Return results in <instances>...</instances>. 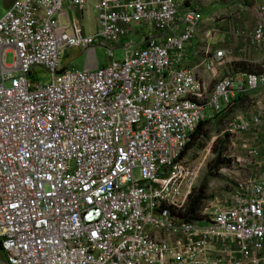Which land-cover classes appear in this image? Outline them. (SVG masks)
<instances>
[{"label": "built area", "instance_id": "built-area-1", "mask_svg": "<svg viewBox=\"0 0 264 264\" xmlns=\"http://www.w3.org/2000/svg\"><path fill=\"white\" fill-rule=\"evenodd\" d=\"M210 1L13 2L0 21V264H264V3L205 16ZM139 26L150 35L122 45ZM73 49L85 69L64 67ZM38 68L52 82H32ZM230 109L250 175L188 222L201 165L182 153L208 111Z\"/></svg>", "mask_w": 264, "mask_h": 264}, {"label": "rangeland", "instance_id": "rangeland-1", "mask_svg": "<svg viewBox=\"0 0 264 264\" xmlns=\"http://www.w3.org/2000/svg\"><path fill=\"white\" fill-rule=\"evenodd\" d=\"M242 1L251 2V0H224L222 2L212 0L205 9V16H211L214 13L223 17L228 16L233 12L234 9L238 7L239 3ZM256 1L264 3V0ZM13 2L14 0H0V21L5 17ZM87 22L93 27L96 25V16L94 13L87 18ZM138 31L141 35L138 33H133L130 36L124 38L121 44L126 45L132 41L136 44H140L143 40L142 35H150L148 28L145 26H139ZM97 45H99V43ZM196 46L197 43L192 45V47H189L188 52H194L196 50ZM97 50L99 64L102 67L108 65L110 58L107 49L105 47H98ZM126 53L127 50L125 49H117L115 51L114 57L117 60H124L126 58ZM87 60L88 55L85 53L83 56L75 59V62L72 64L63 63V65L64 67L68 68V70H82L87 63ZM193 62H198L194 56L186 61V63L190 65H192ZM7 63L9 65H13L15 63V55L13 52H9L7 54ZM244 67L247 68L246 65ZM36 72L37 74L31 78L32 82H38L40 85H45L52 82L53 78L51 73L39 68L36 70ZM231 72L232 70L229 67L223 72V75H228ZM239 110L245 111V109L242 108ZM208 113L211 116L212 121L207 125L206 129L207 142L204 147H200L197 144L192 149H190L186 154V160L191 165H201L196 188H199L201 185H205L207 188V197L210 201L214 199L218 200L219 198L220 200H223L224 197L234 188L237 181L247 179L250 175L248 169L249 161H247L248 158L246 152L250 146V143H248L244 138L240 141L241 143L238 147V150L233 148L232 143L236 136L228 134L226 130L228 129L229 131L231 128L230 123L233 120V113H236L235 110L228 112L225 116L216 118L214 121V114L210 111H208ZM215 146L217 149H215ZM223 146H225V151L220 158L221 162L219 164H223L226 160H229L230 166L222 167L219 169V171H214L215 162L218 160V153L222 150ZM237 158H241L242 161L238 162ZM135 175L136 177L139 176L137 170L135 171Z\"/></svg>", "mask_w": 264, "mask_h": 264}, {"label": "trees", "instance_id": "trees-1", "mask_svg": "<svg viewBox=\"0 0 264 264\" xmlns=\"http://www.w3.org/2000/svg\"><path fill=\"white\" fill-rule=\"evenodd\" d=\"M233 110L230 109L229 112ZM228 113V112H227ZM227 113L221 112L218 114H215L213 117V121L216 120V118H220L222 116H225ZM212 120H206L201 122L195 131V133L192 135V142L188 144L186 150L182 153V156L186 155L187 152L192 149L197 144L200 147H204L207 142V134L206 129L207 125L211 123ZM215 149L217 147L215 146ZM225 146H223L222 150L218 153V160L215 162L214 165V171H219L222 167H228L230 166V161L226 160L223 164H219L221 162L220 158L224 154ZM209 200L207 197V188L205 185H201L199 188H196L193 192V194L190 197L189 205L185 213V218L188 222H192L194 220L198 219V211L201 209V206H203L204 203H206Z\"/></svg>", "mask_w": 264, "mask_h": 264}, {"label": "crops", "instance_id": "crops-1", "mask_svg": "<svg viewBox=\"0 0 264 264\" xmlns=\"http://www.w3.org/2000/svg\"><path fill=\"white\" fill-rule=\"evenodd\" d=\"M66 9L68 11H71L70 14L72 15V17L80 15L78 12H75V9L71 7V4L69 2H67V4H66ZM83 25L86 29L87 34H93L97 30V21H96V25L93 27L90 23L87 22V18H85V20H83ZM84 54H85V52L82 51L81 49H73V50L69 51L67 54H65L66 59H65V57L63 58V63L64 64H72L73 62H75V59H77L80 56H83ZM88 63H89V61L87 60V63L84 66V69L88 65ZM98 63H99V61H98ZM99 66L102 67L100 64H99ZM209 120H211V118Z\"/></svg>", "mask_w": 264, "mask_h": 264}, {"label": "water", "instance_id": "water-1", "mask_svg": "<svg viewBox=\"0 0 264 264\" xmlns=\"http://www.w3.org/2000/svg\"><path fill=\"white\" fill-rule=\"evenodd\" d=\"M96 218V216H94L93 214H89V215H87V217H86V219L88 220V221H92L93 219H95Z\"/></svg>", "mask_w": 264, "mask_h": 264}]
</instances>
